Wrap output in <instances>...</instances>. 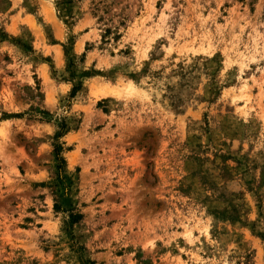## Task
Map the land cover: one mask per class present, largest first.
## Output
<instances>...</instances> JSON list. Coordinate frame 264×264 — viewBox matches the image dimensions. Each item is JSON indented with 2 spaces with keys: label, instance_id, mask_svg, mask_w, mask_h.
Instances as JSON below:
<instances>
[{
  "label": "rangeland",
  "instance_id": "obj_1",
  "mask_svg": "<svg viewBox=\"0 0 264 264\" xmlns=\"http://www.w3.org/2000/svg\"><path fill=\"white\" fill-rule=\"evenodd\" d=\"M0 264H264V0H0Z\"/></svg>",
  "mask_w": 264,
  "mask_h": 264
},
{
  "label": "trees",
  "instance_id": "obj_2",
  "mask_svg": "<svg viewBox=\"0 0 264 264\" xmlns=\"http://www.w3.org/2000/svg\"><path fill=\"white\" fill-rule=\"evenodd\" d=\"M110 33H111V30H110L109 28H107V29H106V32H105V35L103 36L104 39H105L107 36H109ZM118 38H119V34H116V35H115V39H118ZM80 88H81V82H79L78 85H75V86L73 87V90H72V93H71L73 97L77 94V92L80 90ZM65 127H66V125L64 124V125H63V129H64ZM62 134H63V133L60 132V133L58 134V136H61ZM61 151H62V145L57 144V145H56V153H57L58 160L60 161V164H59V169H60V170L63 169V166H64V164H65V160H64V158L61 156ZM40 185H43V183H41ZM55 206L58 207L57 203L55 204ZM69 217H70L69 222H70V224H72V223L78 222V221L82 218V215H81L80 213H71V214L69 215Z\"/></svg>",
  "mask_w": 264,
  "mask_h": 264
}]
</instances>
